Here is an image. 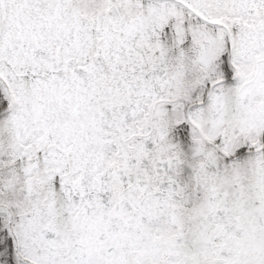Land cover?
Masks as SVG:
<instances>
[{
    "label": "snow or ice",
    "instance_id": "obj_1",
    "mask_svg": "<svg viewBox=\"0 0 264 264\" xmlns=\"http://www.w3.org/2000/svg\"><path fill=\"white\" fill-rule=\"evenodd\" d=\"M0 264H264V0H0Z\"/></svg>",
    "mask_w": 264,
    "mask_h": 264
}]
</instances>
